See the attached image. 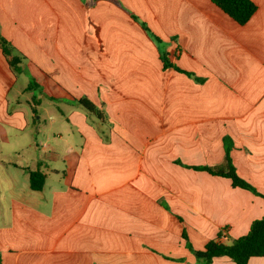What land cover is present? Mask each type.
Listing matches in <instances>:
<instances>
[{"label":"crops","instance_id":"0c3cea01","mask_svg":"<svg viewBox=\"0 0 264 264\" xmlns=\"http://www.w3.org/2000/svg\"><path fill=\"white\" fill-rule=\"evenodd\" d=\"M252 1L240 25L213 0H0V33L25 57L16 76L0 47V264H203L193 250L249 232L264 216V0ZM31 90L56 110L45 127L21 106ZM226 136L258 194L196 169L223 165Z\"/></svg>","mask_w":264,"mask_h":264},{"label":"trees","instance_id":"16d2710c","mask_svg":"<svg viewBox=\"0 0 264 264\" xmlns=\"http://www.w3.org/2000/svg\"><path fill=\"white\" fill-rule=\"evenodd\" d=\"M213 3L240 25L248 23L257 11V5L252 0H213ZM141 25L149 35L153 36L156 40L158 39L157 36L151 33L145 23H141ZM0 47L13 73L19 76L23 72L22 62L25 57L1 33ZM164 67H173L166 58L164 60ZM78 103L89 113L96 115L100 119L102 118L100 110L91 101L80 99ZM224 143L226 154L223 165L197 167L196 169L207 171L211 175L229 178L234 187L247 189L258 194L255 188L236 172L230 156L231 150L234 148L232 140L226 136L224 137ZM45 180L46 176L42 172L30 171V185L33 190H42ZM184 237L186 238L185 233ZM189 248L192 249L190 244ZM193 253L203 264H211L218 257H228L237 264H248L251 257H264V216L254 220L249 232L234 240L231 244L211 240L203 250H193Z\"/></svg>","mask_w":264,"mask_h":264},{"label":"rangeland","instance_id":"374dc122","mask_svg":"<svg viewBox=\"0 0 264 264\" xmlns=\"http://www.w3.org/2000/svg\"><path fill=\"white\" fill-rule=\"evenodd\" d=\"M31 82L30 77L27 73H23L18 81L17 86H19V89L21 90L23 87H27L28 84ZM34 98H39V92L37 90H31L25 92V94H21V106L22 108L29 113V115L33 114V110L37 109V117L41 116L42 124L45 127L44 119L49 122V116L51 114H54L56 110L52 105H44L42 108L37 107L34 103ZM29 101V103H27ZM47 108V110H45ZM43 109V110H42Z\"/></svg>","mask_w":264,"mask_h":264}]
</instances>
